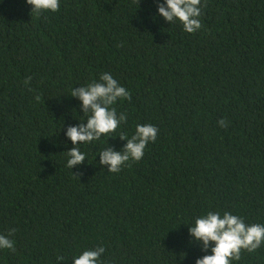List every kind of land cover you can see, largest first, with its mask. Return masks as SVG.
I'll list each match as a JSON object with an SVG mask.
<instances>
[{"label": "trees", "instance_id": "obj_1", "mask_svg": "<svg viewBox=\"0 0 264 264\" xmlns=\"http://www.w3.org/2000/svg\"><path fill=\"white\" fill-rule=\"evenodd\" d=\"M205 2L187 33L156 0H60L38 16L0 0V234L16 229L0 264H73L98 246L101 264H196L211 254L189 233L197 217L264 225V0ZM104 72L131 93L113 105L127 122L77 145L71 169L67 127L90 115L71 91ZM138 124L156 141L109 172L100 151ZM231 264H264V244Z\"/></svg>", "mask_w": 264, "mask_h": 264}, {"label": "clouds", "instance_id": "obj_2", "mask_svg": "<svg viewBox=\"0 0 264 264\" xmlns=\"http://www.w3.org/2000/svg\"><path fill=\"white\" fill-rule=\"evenodd\" d=\"M158 16H162L171 24L179 21L185 32L195 33L201 29L199 19L202 15L201 0H156ZM31 5L30 14L40 15L44 12H56L60 8V0H26ZM140 3V0H139ZM31 77H27L24 83L30 84ZM31 91V89H29ZM71 96L78 97L82 104L84 115H88L87 123H79L67 127L66 135L75 145L68 150L69 159L67 167L73 169L86 160L85 153L81 152L77 145L91 143L100 140L102 136L115 137L114 133L118 126L127 122L125 113L117 114L113 105L118 100H131V93L108 72L100 75L99 81H93L86 86L74 87ZM36 101L41 97L37 95ZM218 124L226 128L228 122L220 119ZM159 129L152 124H138L135 134L128 138L127 134L121 133L119 138L126 139L127 143L120 151L113 147H106L100 151L99 164L106 165L109 172L119 173L122 167H131L129 161H140L144 156V150L149 142H155ZM189 233L197 242H202V250L211 254L196 259V264H231L233 260L241 259L242 251L255 252L264 244V225L254 223L246 224L244 219L231 212L225 211L223 216L219 212L209 211L207 214L195 219L190 224ZM15 228L10 229L9 236L14 234ZM0 234V249L16 251L15 242ZM105 248L98 246L95 249L84 250L82 254L74 257L73 264H101L100 257ZM57 261H66L64 256H58Z\"/></svg>", "mask_w": 264, "mask_h": 264}]
</instances>
